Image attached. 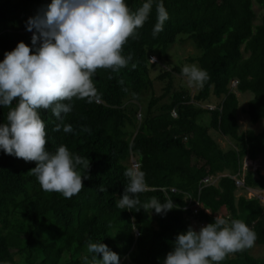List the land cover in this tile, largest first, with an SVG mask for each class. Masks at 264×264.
I'll list each match as a JSON object with an SVG mask.
<instances>
[{
	"label": "trees",
	"instance_id": "16d2710c",
	"mask_svg": "<svg viewBox=\"0 0 264 264\" xmlns=\"http://www.w3.org/2000/svg\"><path fill=\"white\" fill-rule=\"evenodd\" d=\"M145 2L125 0L132 12ZM160 2L168 19L154 38ZM50 3L0 0V62L18 43L31 41L35 29L28 31L27 22L39 12L29 10ZM253 5L264 10V0H152L149 18L136 30V38L129 37L123 46L121 54L132 59L118 71L98 68L92 76L98 98L92 103L73 98L72 111L61 114L72 133L63 127L53 131L61 120L51 109H38L45 123V150L55 153L64 145L73 156L88 158V170L76 166L88 178L83 179L84 188L67 199L42 190L30 171L36 162L20 167L15 156L0 149V264H15L12 250L25 264H59L65 256L70 258L67 264H84L82 256L91 260L93 255L87 252L88 242L106 244L120 263L126 258L129 264H164L176 236L191 226L186 216L206 225L217 215L241 220L255 233L254 243L264 247V207L258 198H237L231 178L241 170L245 156L264 158V130L238 131V99L231 88L235 82V91L252 94L246 110L252 124L264 120V12L254 23ZM184 42L197 52L187 62L209 76L203 86H193L192 93L181 65L168 57L172 45ZM174 75L179 76L178 88L173 87ZM153 82L162 84L163 93L150 97L149 120L135 129L123 102L152 91ZM166 94L168 99L161 102ZM8 111L0 106V124L7 122ZM211 132L228 141L225 148ZM130 156L149 188L138 194L141 203L152 197L164 203L170 197L177 207L162 215L154 209L136 211L139 205L132 211L116 206L128 182L124 172L131 167ZM225 172L228 175L216 184L202 182ZM244 185L264 190V175L247 172ZM185 196L196 199L210 215L192 212ZM249 249L226 256L220 264H264V257L253 258Z\"/></svg>",
	"mask_w": 264,
	"mask_h": 264
},
{
	"label": "clouds",
	"instance_id": "9594fccd",
	"mask_svg": "<svg viewBox=\"0 0 264 264\" xmlns=\"http://www.w3.org/2000/svg\"><path fill=\"white\" fill-rule=\"evenodd\" d=\"M151 10L152 0H146L135 12L129 9L125 0H51L46 8L27 22L28 31L35 29L33 46L39 43L35 54L24 42L5 53L0 62V106L9 108V111L7 122L0 124V149L25 162H36V167L30 171L43 191L58 192L71 199L84 188L83 179L88 178L87 175L82 176L76 166L82 165L88 170L90 161L79 155L73 156L64 145L59 146L55 153L46 151L45 123L38 109H51L52 114L61 120L53 131L58 132L63 127L65 133H72L73 127L63 124L61 114L72 111L73 98L87 99L89 103L98 98L92 80L98 68L118 71L128 64L132 56L121 54L123 46L129 37L136 38V30L144 25ZM156 12L154 38L163 31L168 19L162 2L156 5ZM150 61L155 62V57ZM132 67L134 69L136 64ZM181 74L189 87L203 86L209 79L208 73L196 65L183 66ZM82 130L89 131L88 128ZM258 159L245 156L241 170L231 178L236 190H246L250 198H258L261 202L264 198L251 190L255 188L249 189L244 185L247 172H258ZM133 166L124 172L128 182L117 202L118 208L132 211L139 205L136 211L154 209L156 214L163 215L177 207L170 197L164 203L152 197L142 204L138 194L149 188L144 172L139 166ZM216 175L218 177L214 179ZM216 175L207 177L212 182L208 183L216 184L219 177L228 174ZM236 181L240 184L237 185ZM100 191H105V188L101 186ZM255 239V233L245 222L238 219L229 221L217 215L213 223L199 231L190 226L187 232L178 234L164 264H220L229 254L251 248ZM87 252L93 255L91 260L83 256L84 264H120L118 254L106 244L88 242Z\"/></svg>",
	"mask_w": 264,
	"mask_h": 264
},
{
	"label": "rangeland",
	"instance_id": "374dc122",
	"mask_svg": "<svg viewBox=\"0 0 264 264\" xmlns=\"http://www.w3.org/2000/svg\"><path fill=\"white\" fill-rule=\"evenodd\" d=\"M38 7L36 9H30L29 13L32 14L34 12H40L41 9L45 8V5H37ZM253 9L255 10V12L257 13V17L254 21V23H258L259 21V13H263L264 10L257 7L256 5H253ZM1 28H0V32H1ZM27 45L32 49V52L35 53L36 51V47L39 46V44H37L36 46H33L32 44V37H31V41L27 42ZM197 55L196 50L193 48V46L188 43V42H184V43H176L174 45H172L170 47V50L168 51V57L171 63L173 64H179L181 65V67L185 66V65H191L189 62H187V59L191 56H195ZM179 76H173V87L175 86V88L179 87L180 82L178 81ZM182 82V81H181ZM186 87L189 89V91H191V93L193 92L194 88L189 87L188 84L185 82ZM154 85V89L151 91V89H148L147 91L141 93V95L139 96L138 100L133 99L132 97L126 98L123 102L124 106L127 108V113L129 114L131 120L134 123V127L135 129H138L140 126L142 125H146L147 121L149 120V110H148V102L150 100V97L153 96H159L163 93L162 90V84L159 82H153ZM235 84L231 85V88L233 89V91L235 92V95L238 99V125H239V132H246L247 130H252L254 131L256 134L260 133L261 131L264 130V120H259L256 124H252L249 121L248 115L246 113L247 110V102L248 100H250L252 98V94L249 92H244V93H239L237 91H235ZM166 99H168V94H166V96L163 97L162 101H165ZM160 102V103H161ZM213 107V106H210ZM133 128H128V131H131ZM211 135L213 136V138L219 143V145L222 148H225L226 144L228 143V141L223 138L221 135H219L216 132H211ZM261 157H259L258 159V172L256 174H253V176L255 177L257 174H261L264 175V158L260 159ZM133 160L134 157L130 156L128 159V163L131 167L133 166ZM196 161V160H195ZM15 164H17L20 167L23 166H27L29 164V162H25L23 159L17 158L15 157ZM226 174H228L227 172H225ZM218 175L214 176V179H217ZM218 181V180H217ZM39 186L37 185L36 188H34V191L36 190V192L38 191ZM252 192L255 195H261L264 198V190L263 191H258L256 189H251ZM235 196L241 197L244 196L246 198H250V195L246 192V190H236L235 191ZM185 198L187 199V196H185ZM261 202L264 205V201L261 200ZM152 217V214H151ZM189 221L190 224L192 226V228L195 231H199L201 227L206 226L205 222L202 221H198L195 219L190 218L189 216H186ZM249 254L253 257V258H257L260 259L262 257H264V247L260 244L254 243L253 246L249 249ZM12 254H13V259L15 261V264H25L24 259L22 256H20L18 253H15V250H12ZM86 254H84L83 256H85ZM82 256V257H83ZM234 254H229V257H233ZM70 258L68 256L63 257L59 264H67L69 262ZM120 264H129L128 260L125 259H121V263Z\"/></svg>",
	"mask_w": 264,
	"mask_h": 264
},
{
	"label": "built area",
	"instance_id": "2783aa9c",
	"mask_svg": "<svg viewBox=\"0 0 264 264\" xmlns=\"http://www.w3.org/2000/svg\"><path fill=\"white\" fill-rule=\"evenodd\" d=\"M246 164H251V162H247ZM203 183H208V182H211V179L210 178H206L202 181ZM212 183V182H211ZM237 185L240 184L238 181H236ZM187 206L186 207H189L192 212L196 213L198 212L199 210H203L206 214H210V212L203 208V206L196 200V199H192L191 197H187Z\"/></svg>",
	"mask_w": 264,
	"mask_h": 264
},
{
	"label": "water",
	"instance_id": "95a60500",
	"mask_svg": "<svg viewBox=\"0 0 264 264\" xmlns=\"http://www.w3.org/2000/svg\"><path fill=\"white\" fill-rule=\"evenodd\" d=\"M133 165H137L135 161H133Z\"/></svg>",
	"mask_w": 264,
	"mask_h": 264
},
{
	"label": "crops",
	"instance_id": "0c3cea01",
	"mask_svg": "<svg viewBox=\"0 0 264 264\" xmlns=\"http://www.w3.org/2000/svg\"><path fill=\"white\" fill-rule=\"evenodd\" d=\"M249 189H251V188H249Z\"/></svg>",
	"mask_w": 264,
	"mask_h": 264
}]
</instances>
